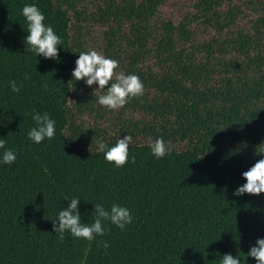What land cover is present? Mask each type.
Listing matches in <instances>:
<instances>
[{
    "label": "trees",
    "instance_id": "trees-1",
    "mask_svg": "<svg viewBox=\"0 0 264 264\" xmlns=\"http://www.w3.org/2000/svg\"><path fill=\"white\" fill-rule=\"evenodd\" d=\"M171 1L0 0V139L17 156L4 164L0 149V264H221L226 254L257 264L247 254L264 239V193L234 192L264 159V0H177L178 18L163 12ZM32 4L62 40L58 59L25 43ZM96 27L105 57L146 71L139 101L161 123L148 129L185 149L158 160L131 144L117 168L97 151L117 139L82 148L69 102L83 80L72 72ZM34 113L55 120L53 139H28ZM73 198L85 224L96 204L126 207L133 221L123 231L106 221L90 247L67 232L60 242L54 223Z\"/></svg>",
    "mask_w": 264,
    "mask_h": 264
},
{
    "label": "clouds",
    "instance_id": "clouds-1",
    "mask_svg": "<svg viewBox=\"0 0 264 264\" xmlns=\"http://www.w3.org/2000/svg\"><path fill=\"white\" fill-rule=\"evenodd\" d=\"M22 15L27 21L29 33L25 43L36 56H43L45 59H58V46L62 44L61 38L56 34L51 26L44 23L45 16L35 5H25L22 8ZM76 67L72 72L75 81L84 80L91 87L98 85L93 95L98 97V103L108 110H119L124 108L133 98H140L144 95L145 87L139 76L135 74H125L119 71V62L115 59L107 58L96 50L81 52L76 60ZM28 77H25L27 79ZM110 85V86H109ZM9 86L14 93H18L23 85H17L16 81H10ZM46 87V85H45ZM36 126L28 133V139L36 144H40L45 138L51 140L56 133V122L47 113L33 114ZM133 143L130 135L123 139L116 140L112 147L98 141V152H104V159L114 164L117 168H122L129 162V145ZM151 153L156 159H163L170 155V148L165 144L163 138L156 139L149 145ZM0 149L3 152V163L11 165L15 163L17 156L12 150L5 148V141L0 139ZM131 162L135 163V157H131ZM243 178L247 181L243 186L234 192L236 196L249 194L258 196L264 193V159L259 160L253 167L243 173ZM80 200L73 198L66 210L58 213V224L54 223V231L60 242H64L65 233H70L73 238L84 239L89 242L95 241L96 237H103L106 234L105 222H110L117 229L123 231L133 221V217L126 207L112 204L110 209H106L103 204L94 205V217L91 223L81 221L78 204ZM102 246L107 249L109 244L102 242ZM248 256L254 258L257 264H264V239H258L256 245L250 248ZM221 264H242L241 257H233L230 254L223 256Z\"/></svg>",
    "mask_w": 264,
    "mask_h": 264
},
{
    "label": "rangeland",
    "instance_id": "rangeland-1",
    "mask_svg": "<svg viewBox=\"0 0 264 264\" xmlns=\"http://www.w3.org/2000/svg\"><path fill=\"white\" fill-rule=\"evenodd\" d=\"M177 0H172L169 5L163 8L166 16L178 18L180 14ZM101 29L98 27L92 29V41L88 43V51L96 50L103 54L101 42L98 39ZM119 62V71L125 74H135L133 70L129 69L123 59L117 60ZM151 66L150 70L157 72V68ZM141 75H146V71L141 69ZM138 76V75H137ZM110 86V85H109ZM98 85L89 87L83 80L74 92V97L70 98L69 107L71 110V121L74 124L77 132L76 136L82 139L84 144L82 148L89 150L91 142L102 139H123L130 135L133 139L132 144H150L156 138L150 131L159 129L160 120L147 109L141 106L139 98H133L124 108L119 110H108L104 106L99 105L98 97L93 95L94 90ZM146 92V90H145ZM166 145L175 149H185L186 142L181 141H164Z\"/></svg>",
    "mask_w": 264,
    "mask_h": 264
}]
</instances>
